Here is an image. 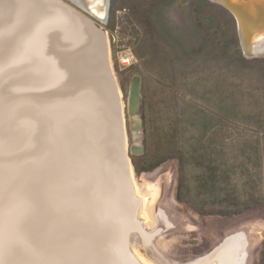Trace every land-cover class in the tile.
<instances>
[{
    "label": "water",
    "instance_id": "obj_1",
    "mask_svg": "<svg viewBox=\"0 0 264 264\" xmlns=\"http://www.w3.org/2000/svg\"><path fill=\"white\" fill-rule=\"evenodd\" d=\"M247 20L239 14L242 50L262 56L250 51ZM103 23L72 0H0V205L11 184L34 189L37 174L64 180L55 203L36 193L33 220L58 244L41 260L5 252L3 264H142L131 243L153 238L132 184L131 154L144 147L129 144L127 129V118L141 126L142 78L132 77L125 101ZM19 49L26 57L9 67ZM12 222L10 214L9 236ZM236 240L221 237L193 264H238Z\"/></svg>",
    "mask_w": 264,
    "mask_h": 264
},
{
    "label": "rangeland",
    "instance_id": "obj_2",
    "mask_svg": "<svg viewBox=\"0 0 264 264\" xmlns=\"http://www.w3.org/2000/svg\"><path fill=\"white\" fill-rule=\"evenodd\" d=\"M103 27L125 101L142 78L141 126L127 118L136 174L171 173L168 199L196 227L171 250L203 254L264 224V55L244 54L235 17L212 0H110ZM254 251L264 264V236Z\"/></svg>",
    "mask_w": 264,
    "mask_h": 264
},
{
    "label": "bare ground",
    "instance_id": "obj_3",
    "mask_svg": "<svg viewBox=\"0 0 264 264\" xmlns=\"http://www.w3.org/2000/svg\"><path fill=\"white\" fill-rule=\"evenodd\" d=\"M72 1L102 23L107 21L110 0ZM212 1L229 11L220 2ZM219 1L231 7L233 11L229 12L235 17L237 24H239L240 13L244 17H248L247 24L249 23V25L247 27L253 33L249 46L250 51L253 54H264V0ZM251 23H256V25L251 28ZM134 135L135 143H140V133L135 132ZM171 178V173L163 174L153 180L149 179L146 174L141 178L136 173L132 174L135 194L142 200L137 218L141 222L142 228L153 234V238L150 240L142 241L137 238L131 243L133 254L142 264H193L192 257L194 256L180 257L171 250V241L176 235L190 233L196 229L192 221L182 211H178L168 199ZM227 235L237 237L234 254L236 253L238 264H252L253 252L264 236V224L245 222Z\"/></svg>",
    "mask_w": 264,
    "mask_h": 264
},
{
    "label": "snow or ice",
    "instance_id": "obj_4",
    "mask_svg": "<svg viewBox=\"0 0 264 264\" xmlns=\"http://www.w3.org/2000/svg\"><path fill=\"white\" fill-rule=\"evenodd\" d=\"M44 22H47V17ZM25 57L26 52L23 49L17 50L10 58L8 66L21 62ZM2 71L3 68H0V72ZM33 179L39 181L34 189L25 186L21 191L11 184L7 202L0 205V264H3L5 252L29 256L34 260L44 259V253L59 242V238L50 230L35 228L33 220L37 207L43 202L41 196L36 193L43 194V199L48 203H55L64 185L63 177H45L37 174ZM10 214H13L11 236L6 226Z\"/></svg>",
    "mask_w": 264,
    "mask_h": 264
}]
</instances>
